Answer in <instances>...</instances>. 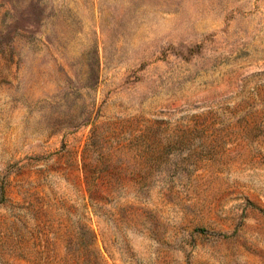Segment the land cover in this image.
Instances as JSON below:
<instances>
[{
	"label": "rangeland",
	"instance_id": "rangeland-1",
	"mask_svg": "<svg viewBox=\"0 0 264 264\" xmlns=\"http://www.w3.org/2000/svg\"><path fill=\"white\" fill-rule=\"evenodd\" d=\"M0 264H264V0H0Z\"/></svg>",
	"mask_w": 264,
	"mask_h": 264
}]
</instances>
